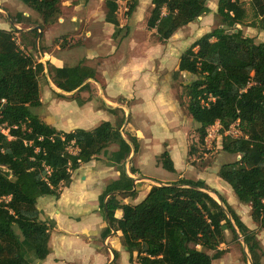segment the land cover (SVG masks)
<instances>
[{
  "label": "trees",
  "instance_id": "obj_1",
  "mask_svg": "<svg viewBox=\"0 0 264 264\" xmlns=\"http://www.w3.org/2000/svg\"><path fill=\"white\" fill-rule=\"evenodd\" d=\"M19 1L41 22L33 24L23 14L15 26H38L42 32L35 28L20 33L15 26L0 29V124L8 130V136L0 132V264H32L29 254L38 261L48 257L52 224L40 220L38 199L59 198L61 187L70 185L75 171L107 154L112 146L117 149L110 161L119 167L121 177L105 189L100 200L110 225L103 236L120 231L132 264H213L226 252L220 247L226 243L227 231L235 242L242 239L252 264H261L264 252L257 233L223 196L215 192L221 202L211 196L203 180L181 178L154 185L136 205L118 200L117 192L122 198L136 196L134 180L125 167L139 144L133 136L125 138L124 111L107 108L117 117L115 123L103 122L93 130L70 133L47 125L33 112L42 103L39 81L46 72L64 93L86 90L95 73L82 65L57 69L20 49L14 31L26 45L27 39H42L45 28L63 14V1ZM209 1L152 0L147 28L155 31L158 42H167L182 28L209 16ZM246 1L218 0L220 24L182 54L173 79L182 73L196 76L185 91L187 111L198 124L199 140L204 144L209 129L220 125L222 151L238 160L223 164L218 177L241 204L250 206L252 220L264 231V43L238 28L264 31V0H250L251 13ZM120 2L127 4L126 18L139 7V0H104L106 22L116 28L120 26ZM32 48L36 49L35 43ZM235 123H239L241 138L226 135ZM158 161L166 171L176 172L167 151ZM130 172L138 174L134 167ZM117 211H122L120 219ZM243 255L247 262V254Z\"/></svg>",
  "mask_w": 264,
  "mask_h": 264
},
{
  "label": "crops",
  "instance_id": "obj_2",
  "mask_svg": "<svg viewBox=\"0 0 264 264\" xmlns=\"http://www.w3.org/2000/svg\"><path fill=\"white\" fill-rule=\"evenodd\" d=\"M4 1L0 0V11L5 13L6 9L2 6ZM70 1L63 2L62 9L69 8L68 5L73 3L72 9L88 13L90 21L92 20L95 0ZM140 7L139 0L137 10L141 9ZM106 12L102 10L98 18L93 19L96 24L89 26H86V16L84 18L81 15H75L69 19L62 14L53 25L45 28L42 40L45 49L43 57L47 58L46 64L50 63L57 69L82 65L95 73V79L87 82L86 90L64 93L55 87L50 79L51 76L46 72V77L50 81L48 80L49 83H47L46 78H43L44 80L41 78L39 81L42 103L36 108L35 114L56 130L70 133L78 129L90 131L103 122L115 123L117 117L110 114L107 108L124 111L125 134L137 138L139 144L137 153L131 154L125 167L127 175L134 180L133 190L136 191V196L122 198L120 192L115 195L124 204L136 205L157 183L169 184L177 181L172 178L158 182L144 175L141 165L143 154L154 142L163 146L164 151L169 153L175 165V173H179L178 179L189 172L188 149L185 148V160L172 149V144L180 135L183 133L188 135L191 129H198V124L194 125L188 111L186 114L183 112L173 81V73L178 69L180 57L189 47L184 49L177 60H108L110 55L118 54L119 45L114 38L124 27L120 24L119 28H116L113 24L106 22ZM24 15L29 16L28 13ZM130 19L131 17L127 18V20ZM202 19L179 30L167 41V47L172 49L175 40L181 35H184L183 43L186 45L188 36L185 35L197 29ZM31 28L27 31L32 30ZM0 29L9 30V27L0 26ZM130 32L132 39L135 32L133 27ZM87 37H92L89 42ZM73 38L77 43L75 48H66L64 42L62 47L60 46L61 41L67 39L71 41ZM103 38H105L104 41H102ZM131 39L122 42L126 49ZM43 82L45 87L42 89ZM46 104L49 105L47 111L44 108ZM116 149V146H112L107 154L99 156L88 164H83L73 173L70 185L61 187L59 198L45 196L38 199L40 220L52 224L49 240L50 253L44 261H38L33 254H29L32 264H132L131 256L123 245L120 231L112 230L110 234L103 236L110 225L100 200L105 189L110 184L118 182L121 177L119 167L110 161V156ZM154 157L158 159L159 156L154 155ZM176 158L179 159L183 172L177 169ZM133 160L134 167L138 170L136 175L130 172ZM233 203L229 202L245 225L257 233L264 251V231L260 230L252 220L250 206L235 200ZM238 205L246 209L245 217ZM116 217L120 219L122 211H117ZM234 243L241 245L242 252ZM234 243L228 242L226 234V243L220 247L226 252L219 259L214 260L213 264H246L243 255V252L246 254V247L242 241L240 243L234 241ZM116 254L117 258H115ZM133 258L136 262V254Z\"/></svg>",
  "mask_w": 264,
  "mask_h": 264
},
{
  "label": "rangeland",
  "instance_id": "obj_3",
  "mask_svg": "<svg viewBox=\"0 0 264 264\" xmlns=\"http://www.w3.org/2000/svg\"><path fill=\"white\" fill-rule=\"evenodd\" d=\"M62 1L65 2V1H70V0H62ZM78 1L84 2V0H78ZM140 1H141V7H140L141 9L137 10L133 14L130 20H127V18L125 17V13L127 12V4L125 2L119 3L120 8H119V13H118V18H119L120 24L123 25L124 29H120L119 33H117L116 38H114L115 42L118 43L119 45L118 54H115L113 56L110 55L108 57L109 58L108 60H119V59L120 60H177V58L184 51V49L187 46L190 47L195 42L194 40H197L201 36L209 33L213 29L217 28L218 25L220 24V19L216 14L218 0H210L209 7L211 8L212 13L209 16L204 17L201 20V22L198 23L197 29L193 31L191 30L189 33H187L189 35H185V36H188L186 45L183 43L184 35H181L177 37V39L175 40L172 46L173 48L169 49L167 47V44H168L167 42L160 44V42H158L157 38L154 35L155 31H150L147 28V21L150 17V13L152 10L151 0H140ZM73 2L75 3L76 1H73ZM250 3H251L250 0L246 1V9L249 13H251ZM70 4L68 5L70 6L69 8L62 9L63 16L69 19H71L75 15L77 16L81 15V17H84V18L86 16V21H87L86 26L87 25L89 26L90 24H94L95 20L98 18L102 10L106 11L104 1L95 0L94 5H93L94 15H93L92 20L95 18L96 19L93 20L92 22V20L90 21V18L88 17V13L85 14L83 12H80V10L72 9L73 3H70ZM2 6L4 7V9H6V11L5 13L0 11V26L2 27L8 26L9 30H11L13 26H15L14 22L19 20L20 19L19 16L23 15L24 13L29 14V17L23 15L25 20H30V22L33 24L40 22L39 16L35 14L34 12H32L27 7H25L19 0H5L2 3ZM15 27H16V30L20 31V33H22V30L27 31V27L25 26H15ZM131 27H133L135 30V32L133 33L132 39H131L132 34L130 32ZM35 28L36 27H33V29ZM238 28L242 29L246 35L253 37L257 43H264V31L257 29V28H251L248 26H238ZM14 33H15L14 35L18 37L16 38V41L20 44V46L24 48V50L27 53L35 55V58L39 60V62L46 64L45 60H47V58L43 57L45 49H44L42 39H40L39 41L37 40L38 38H36V40L33 38L27 39L29 43L28 45H26L24 44V42H22L21 34L17 31H14ZM43 36H44V33H43ZM91 38L92 37H87V41L89 42ZM130 39L131 41L129 42L130 43L129 47L128 49H126V46H123L122 42L129 41ZM104 40L105 38H103L102 41ZM80 41L82 42V40ZM33 43L36 44V49L32 48ZM62 43L65 44L66 48L67 47L75 48L77 46L76 39L74 38L71 39V41H69L68 39L65 41H61L60 42L61 47H62ZM88 45L91 46L90 43H88ZM131 53H133L134 56L133 55L130 56ZM106 69H108L107 66H106ZM51 76L53 75L51 74ZM45 78H46L47 83H49L50 80L48 79V77H45ZM50 79L52 80V77ZM195 79H196V76H192L188 73H182L177 80H173L175 83L174 87L176 89L178 101L185 114L187 111V105L189 101L186 96L185 86L189 85ZM42 84H43L42 85V89H43L45 87V83L43 82ZM44 108L47 111L49 108V105L46 104ZM33 112L37 113V109L36 108L33 109ZM194 125H195V122H194ZM220 130H221V127L218 125L210 128L208 131L210 137H208L205 143L202 144L199 140L198 131L196 129H191L189 131V134L188 135L186 134L187 136L185 135V133H183L177 138L176 142L172 144V149L175 153L176 151L177 153H179L178 156L184 157V160H185V148H187L189 151L187 163L190 167H189V172L184 175L183 177L184 179H189L193 181L205 180V182L210 188L211 196L217 199V196L215 194V192H217L218 194L223 196L227 200L228 203L230 202V204H234L233 203L234 200L235 202H239V201L237 197L235 196V194L233 193L232 189L228 187L224 181H222L221 179L220 181L218 179L219 178L218 172H219L220 167L223 164L235 162L236 160H238V158L234 156H230L222 151L221 149L222 139H221ZM124 135H125V138L128 137L126 134ZM144 143H147V141H144ZM163 153H165L163 146L155 142L149 146V149L147 151H144L143 158H142L143 160L141 163L142 171L144 175L158 182H163V181H166V179L168 180L172 178L177 179L178 181L179 173H175V172L170 173L166 171L159 163L158 161L159 157ZM154 155H158L159 156L158 159L155 158ZM132 162H133V167H134V160ZM175 163H176L177 169L180 172H183L179 159L176 158ZM141 197H143L142 194H141ZM238 208L245 217V214H247V211H245L246 209L244 207H239V205H238ZM226 234L228 235V242H230V244L234 243L232 234L229 231H227ZM263 239H264V236H263ZM234 245H237V248H239L240 251L242 252L240 244L234 243ZM246 254L248 256V259L250 260V256H249L247 249H246ZM248 261L246 264H250V262ZM261 264H264V257L261 260Z\"/></svg>",
  "mask_w": 264,
  "mask_h": 264
},
{
  "label": "built area",
  "instance_id": "obj_4",
  "mask_svg": "<svg viewBox=\"0 0 264 264\" xmlns=\"http://www.w3.org/2000/svg\"><path fill=\"white\" fill-rule=\"evenodd\" d=\"M164 12H165V10H164ZM16 38H18V37L15 35V39H16ZM17 44H18V46L20 47V49L24 50V48H23L22 46H20V44H19L18 42H17ZM0 119H1V114H0ZM216 125L220 126L219 124H216ZM216 125H215V126H216ZM0 132H1L2 134H4V135H7V136H8V130H6L5 125H3V124H0ZM226 135H227V136H230V137H232V138H241V137H242V132H241L240 129H239V123H235V124H233V125L229 128V130L226 132ZM208 137H210L209 132H208V136H207V138H208ZM206 140H207V139H206ZM70 151H71V152H76L75 148H73V147L70 148ZM4 200H5V201H8L9 199L5 198Z\"/></svg>",
  "mask_w": 264,
  "mask_h": 264
},
{
  "label": "water",
  "instance_id": "obj_5",
  "mask_svg": "<svg viewBox=\"0 0 264 264\" xmlns=\"http://www.w3.org/2000/svg\"><path fill=\"white\" fill-rule=\"evenodd\" d=\"M37 28L39 29V32L41 33L42 31H41L40 27H37ZM37 38H38L37 40L39 41V40H40V36H38ZM142 179H144V178H142ZM157 185H164V184L157 183ZM208 193L211 195V193H210V192H208ZM216 196H217V195H216ZM217 199H218V201H219V202H221L218 196H217ZM241 241H242V239H241ZM242 243L244 244V242H243V241H242ZM244 246H245V244H244ZM245 247H246V246H245ZM249 262H250V264H252V261H251V259L249 260Z\"/></svg>",
  "mask_w": 264,
  "mask_h": 264
}]
</instances>
